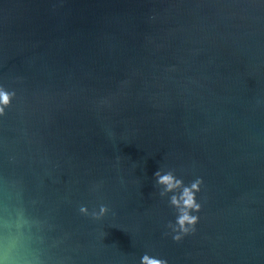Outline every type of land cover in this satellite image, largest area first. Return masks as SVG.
Returning a JSON list of instances; mask_svg holds the SVG:
<instances>
[{"label": "water", "instance_id": "95a60500", "mask_svg": "<svg viewBox=\"0 0 264 264\" xmlns=\"http://www.w3.org/2000/svg\"><path fill=\"white\" fill-rule=\"evenodd\" d=\"M0 83V214L45 264H264V0H0ZM157 171L204 180L180 241Z\"/></svg>", "mask_w": 264, "mask_h": 264}, {"label": "clouds", "instance_id": "9594fccd", "mask_svg": "<svg viewBox=\"0 0 264 264\" xmlns=\"http://www.w3.org/2000/svg\"><path fill=\"white\" fill-rule=\"evenodd\" d=\"M15 98L16 91L0 83V117L5 116ZM154 175L156 182L163 185L161 196L168 192L174 193L169 203L175 208L176 214L174 221L165 223L167 231L164 235L170 236L173 241H180L195 233L203 207L197 199V193L204 184L203 177L195 175L188 184H184L171 171L163 174L157 171ZM37 223L22 206L0 214V264H45L34 247L39 239L33 230ZM140 264H168V260L156 254L150 256L146 252L140 257Z\"/></svg>", "mask_w": 264, "mask_h": 264}]
</instances>
